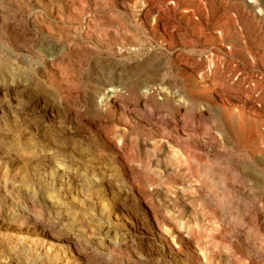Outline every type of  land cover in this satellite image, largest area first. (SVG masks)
<instances>
[{"label":"bare ground","instance_id":"bare-ground-1","mask_svg":"<svg viewBox=\"0 0 264 264\" xmlns=\"http://www.w3.org/2000/svg\"><path fill=\"white\" fill-rule=\"evenodd\" d=\"M118 1L0 0V67L8 66L0 69V264H264V125L247 131L208 104L178 156L174 134L153 124L169 87L156 83L158 70L136 78V46L145 44ZM114 49L133 65L126 74L105 65ZM181 105L176 120L191 122L194 107L182 97ZM235 150L247 161L234 164ZM125 165L148 247L125 209L116 211L111 184L126 187ZM87 186L99 187L102 201ZM109 192L115 202L104 199ZM84 207L88 226L74 215Z\"/></svg>","mask_w":264,"mask_h":264},{"label":"rangeland","instance_id":"rangeland-1","mask_svg":"<svg viewBox=\"0 0 264 264\" xmlns=\"http://www.w3.org/2000/svg\"><path fill=\"white\" fill-rule=\"evenodd\" d=\"M132 1L138 2L137 6L135 7V11L133 10ZM141 1L142 0H127L126 4L125 0H119L116 3V6L119 11L125 14V17L127 19L130 18L131 14L137 17L136 23L139 25V35L143 43L145 44H141V47L136 46V49L139 47V49L141 50V56L134 57L135 55H132V57H134L133 65L135 64V66H140V69L136 74V78L138 77L137 79H141L143 77L142 75H145L146 72H149L151 69H154L155 71L158 70L160 75L157 77L156 83H163L166 85V87H169H167V101L161 102L162 105H160V109L158 108L156 112V114L159 115V118L156 120L154 118L153 124L154 127H156V129L159 128L160 131L166 130V128L168 127L166 131L171 135L174 134V138L172 137L173 135H170V137L174 139L173 140L171 138L170 141L173 140L171 144L176 147L177 155L178 153V156L180 157L184 155V134H187L192 130V132H194L195 130L194 133H196V131L200 132L201 124L203 125V114L208 112L204 111V107L208 104V106H210V109L212 108L214 110L219 108L221 110V113L226 116L225 121H230L231 117H229V114H231L232 116H238V118H240L241 127L243 129L247 128V131H249L250 129L254 133V131L258 127H262L264 125V1L260 2V0H252V2H255V5H253L254 12H251L250 15L243 10V6L240 2L224 6L221 5V2L219 0H212L209 15L201 12V10L198 9L195 5V14L199 15L198 21L189 16L184 17L182 15V13L180 12L182 3H180L178 8H168V0H147L148 7L144 9V3L143 1ZM121 3L124 4L121 5ZM128 4H131V8ZM259 8H262L263 14L256 13L259 11ZM130 9L131 13H129ZM34 11H36L37 13L39 10L34 9ZM135 12L137 14H135ZM222 12H229V14L235 13L237 17L228 18L225 16L222 18L220 17ZM223 20L225 23L221 25L220 28L224 30V36L223 40L220 41L215 35V31L217 29V26H219V24H221ZM239 26L242 28L241 31L239 30ZM221 42L232 44L233 54L240 61L242 66L234 67L228 66V64L227 66H222V60L218 55L219 50L217 49L221 48L219 45V43ZM165 46L169 48L170 53L164 51V49H161V47L165 48ZM195 48L202 51H206L208 49L210 50L211 48H213L210 52L211 54L214 53V55L209 56L211 54L208 53L207 56H202V58L200 59V57H196L195 55L187 54L189 50ZM146 52L149 53L148 57H153L152 53L155 56V58L151 60L148 65L146 63L148 61V57L147 55L145 56L143 54ZM111 55L112 56H109L108 54L104 55V58L106 57L105 59L107 60V63L105 64L106 66H117L116 68L120 69L123 73H127L128 66H133L132 64L129 65V63L126 60H123V58L121 59L115 49L112 51ZM124 55L128 56V53L125 52ZM210 57L213 58L215 66H207L208 59ZM7 67L8 66H2L0 67V69L1 71H5ZM239 72H241L240 75L238 74ZM236 77L238 78L237 80ZM180 97H182L183 100L188 101L190 105L195 109L194 113L192 112L191 114L186 115V120H188L189 117L191 122L188 120L187 123L183 124L182 122H178L176 120L177 116L183 114V110L186 109L185 105L177 106V100ZM75 111L76 110L72 111L74 116L76 115ZM143 112L144 115H147L145 111ZM164 114H168L167 117L164 116ZM79 116L75 121L80 122V130L83 133L85 132V135L89 137V132L88 129H86L87 126L85 125V121L81 116ZM145 117L147 118H144V120L148 121L149 116ZM198 117L201 118L199 119ZM208 119L211 120V122L208 121L209 125L213 127V116H209ZM243 119L245 122L243 121ZM246 121L249 123H247ZM198 122L202 123L199 124ZM197 124L199 125L196 126ZM82 128L84 131L82 130ZM181 129L182 133L180 131ZM178 130L180 133H177ZM200 140V137H192L191 139H189V142L191 144V142L193 141L192 145H196V148L198 149L199 147H201ZM237 152L239 151L235 150V154L232 153L234 155V164H238V162L246 160L245 153L239 152L237 154ZM197 154H200V150L199 152H197ZM236 159L238 160L235 161ZM202 161H204L202 163H206L203 158ZM105 164V166H107V163ZM113 166L108 165L106 168H110L111 170L115 169L116 165ZM133 167L136 170L141 171V167L137 165H133ZM127 168L128 166L125 165V167H123V170L120 169L121 174L124 175V185L126 184V187L124 186V189L120 191L119 184H115L114 182L113 184H111L113 192L115 194H119V198L116 199L115 204V206H117L118 208L116 211L120 214L122 212V208L125 209V212L127 214L126 218L128 220L127 222L129 223V226H132L135 237L138 239H142L140 240V242L143 243L144 246L148 247V241L152 242L150 240L151 234H149L151 231L149 230V224L147 223V221H145L146 218L143 210L144 205L142 206L141 204L135 203L134 201L132 202H134L135 204L131 202L130 197H132L133 194L131 195L130 187L135 182L134 179L132 180L131 178L132 173H130ZM88 187L91 188L90 197H92L93 200L95 199L98 201H102V190H99V187L87 186L86 188H84V193L88 192ZM141 191L142 190H139V192ZM135 192H137L138 195L139 192L136 188ZM110 195L112 196L113 193L109 192L104 196V199H110L109 201H111L112 199L115 202L114 195L112 196L114 199ZM123 196L129 197L128 199H126ZM258 199L259 197L256 199L259 202L260 199ZM129 203L131 206L129 205ZM98 207L99 204L97 205V208ZM128 207L130 208L128 209ZM74 211L76 219L79 220L78 223H80L81 225L84 224L83 226L90 225L88 218L85 217L87 215L85 212L86 207L76 208ZM88 213H90V210ZM83 219H86L87 222ZM87 263L93 264V262H83V264Z\"/></svg>","mask_w":264,"mask_h":264},{"label":"built area","instance_id":"built-area-1","mask_svg":"<svg viewBox=\"0 0 264 264\" xmlns=\"http://www.w3.org/2000/svg\"><path fill=\"white\" fill-rule=\"evenodd\" d=\"M143 1V5H144V9H146L148 7V3H147V0H142ZM211 1L212 0H168L167 1V6L168 8L169 7H172V8H178L180 3H182V8H181V13L182 15L185 17V16H189L191 18H193L194 20H199V15H196L195 14V10H194V6L196 5V7L198 9L201 10V12H203L204 14L206 15H209V11H210V5H211ZM221 2V5H224V6H228L229 4H235L237 2H240L243 6V10L245 12H247L249 15L251 14V12H254V9H253V5H255L254 3L255 2H252V0H219ZM254 1V0H253ZM261 1H264V0H260ZM260 7V5H259ZM143 9V10H144ZM141 10V11H143ZM256 13H262L263 14V11H262V8H259V11L256 12ZM192 14V15H190ZM228 17V18H236V14L235 13H231L229 14V12H222L220 17ZM225 22L223 20V22L221 24H219V26H217V29L215 31V35L218 37V39L220 41L223 40V36H224V30L221 27V25H223ZM239 30L241 31L242 28L239 26ZM220 47L221 48H217L219 50V57L221 58L222 60V66H234V67H237V66H242L240 61L234 56L233 54V46L231 43H225V42H221L219 43ZM161 49H164V51L170 53V50L167 46H165V48L161 47ZM213 48H211L210 50H206V51H202V50H199V49H192V50H189L187 52V54L189 55H195L196 57H200V59L202 58V56H207L208 53L211 54V50ZM173 54V53H172ZM214 53H212L211 55L209 56H213ZM208 58V57H206ZM207 66H215L214 65V62H213V58H209L208 59V64ZM239 75L241 74V72L238 73ZM238 78L236 77V80Z\"/></svg>","mask_w":264,"mask_h":264}]
</instances>
